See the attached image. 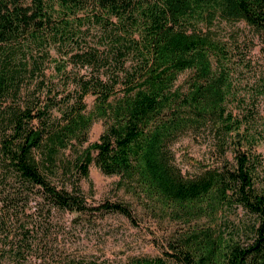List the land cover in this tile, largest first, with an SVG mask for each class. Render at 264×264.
<instances>
[{
    "label": "trees",
    "instance_id": "trees-1",
    "mask_svg": "<svg viewBox=\"0 0 264 264\" xmlns=\"http://www.w3.org/2000/svg\"><path fill=\"white\" fill-rule=\"evenodd\" d=\"M216 18L243 20L264 34V0H0V100L20 91L21 69L40 74L36 100L12 102L1 114L0 236L7 240L20 216L32 219L31 228L18 223L21 236L0 245L2 253H23L26 236L41 231L54 208L133 218L126 203L88 202L80 179L92 186L93 162L188 225L169 240L172 262L156 256L123 264H264V190L254 186L248 152L236 147L231 166L186 176L169 146L177 130L192 124L212 119L225 133L240 125L225 113L224 73L214 74L212 65V57L226 55L224 43L199 26ZM19 50L23 58L16 59ZM52 61L53 76L73 83L62 99L44 88ZM68 64L88 73L70 76ZM185 69L192 73L181 90L174 82ZM98 119L104 128L88 142ZM233 205L252 216L243 243L200 223ZM59 264L105 263L67 255Z\"/></svg>",
    "mask_w": 264,
    "mask_h": 264
},
{
    "label": "rangeland",
    "instance_id": "rangeland-1",
    "mask_svg": "<svg viewBox=\"0 0 264 264\" xmlns=\"http://www.w3.org/2000/svg\"><path fill=\"white\" fill-rule=\"evenodd\" d=\"M199 26L211 30V35L224 43L226 55L218 61L212 57V65L214 74L224 73L225 113L230 112L231 121L237 119L240 125L225 133L217 126L219 123L211 119L177 130L169 143L173 160L184 175L193 176L207 167H221L224 163L231 166L236 147H240L248 152L253 162L254 186L264 190V34L243 20L216 18L210 25L202 21ZM17 52L19 56L16 59L23 58L22 52ZM66 69L70 76L74 74L70 72L88 73L89 70L73 64H68ZM54 71L53 61L46 63L47 83L44 88L50 87V95L54 93L62 99L73 83L70 77L62 78L59 73L53 76L51 72ZM191 73L190 69L181 71L174 86L185 90ZM38 75L21 69L20 91H9L0 100V132L4 126L1 114L12 102L24 104L36 100L39 94V89L35 88ZM40 98L45 97L41 95ZM84 99L87 108H91L94 95L89 93ZM103 128L101 119L94 121L88 132V142L98 139ZM89 177L92 186L87 179H80L89 203L96 205L106 200L126 203L131 208L133 218L113 211L86 214L54 208L50 215L46 214L41 220V231L36 232L33 228V232L26 236L28 246L23 253L20 252L18 256L11 251L5 255L0 251V264H59V260L67 255L86 256L95 263L105 264H123L136 257L156 256L172 262L170 253L173 249L169 246V240L184 230L187 223L174 218L170 211L159 209L148 199L123 189L117 184L119 175L105 174L93 162L89 165ZM251 220L248 212L233 205L214 218L202 217L200 223L220 230L225 238L232 237L243 243L248 239L247 224ZM23 221L31 228L30 216H20L13 222L11 228L15 225L17 228L8 235V239H4L5 235L0 236V245L6 243L7 248L13 238L18 240L21 236L18 223L22 224Z\"/></svg>",
    "mask_w": 264,
    "mask_h": 264
}]
</instances>
